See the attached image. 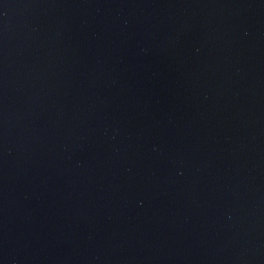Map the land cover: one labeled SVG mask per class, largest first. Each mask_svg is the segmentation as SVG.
I'll return each instance as SVG.
<instances>
[{"label":"water","instance_id":"1","mask_svg":"<svg viewBox=\"0 0 264 264\" xmlns=\"http://www.w3.org/2000/svg\"><path fill=\"white\" fill-rule=\"evenodd\" d=\"M0 264H264V0H0Z\"/></svg>","mask_w":264,"mask_h":264}]
</instances>
